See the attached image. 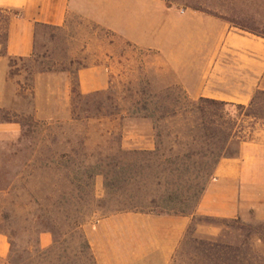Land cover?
Listing matches in <instances>:
<instances>
[{
  "label": "rangeland",
  "instance_id": "rangeland-1",
  "mask_svg": "<svg viewBox=\"0 0 264 264\" xmlns=\"http://www.w3.org/2000/svg\"><path fill=\"white\" fill-rule=\"evenodd\" d=\"M169 2L264 37V0ZM4 38L1 25L0 40ZM0 52L4 55V48ZM101 63L114 72L109 87L83 95L78 72ZM159 63L155 55L79 18L62 29L39 26L32 57L7 59L0 97V222L15 236L14 260L96 264L85 232L104 218L127 212L195 216L217 162L237 157L240 145L263 130L260 94L246 108L202 104L197 119L183 113L165 121L156 115L157 122L127 118L131 108L182 109L201 100L187 97L171 75L161 77ZM221 131L235 137L225 151L217 140ZM120 145L130 153L125 163L140 168L138 182L130 188L137 194L133 198L120 197L113 188L122 174L107 177V171H96L92 181L88 177L90 168L114 156ZM143 151L153 155H134ZM75 153L81 156L79 163L59 158H75ZM51 157L52 163L45 161ZM90 194L97 200L91 209ZM43 220L55 221L57 227L54 235L45 233L52 237V246L41 249L45 254L37 258L27 242L36 236L31 231L35 224ZM6 238L11 257V241ZM172 264H264V224L195 216Z\"/></svg>",
  "mask_w": 264,
  "mask_h": 264
},
{
  "label": "crops",
  "instance_id": "crops-1",
  "mask_svg": "<svg viewBox=\"0 0 264 264\" xmlns=\"http://www.w3.org/2000/svg\"><path fill=\"white\" fill-rule=\"evenodd\" d=\"M0 10L16 14L7 57L0 58V97L7 59L31 58L39 26L62 29L74 18L155 55L161 77L171 75L193 101L246 108L256 94H264V39L201 10L169 0H0ZM113 75L104 63L80 70L81 93L105 91ZM195 216L264 224V127L240 145L237 157L219 161ZM195 216L120 213L85 233L96 264H172ZM40 243L46 251L52 237L44 234ZM9 258L8 240L0 235V264H9Z\"/></svg>",
  "mask_w": 264,
  "mask_h": 264
},
{
  "label": "trees",
  "instance_id": "trees-1",
  "mask_svg": "<svg viewBox=\"0 0 264 264\" xmlns=\"http://www.w3.org/2000/svg\"><path fill=\"white\" fill-rule=\"evenodd\" d=\"M2 14H6V16L2 17ZM16 14L12 13V12H7L4 10H0V29H1V25H4V29H5V38L4 41L2 42L0 40V48H4L5 50V54L2 55L0 52V58H4L7 57V44H8V29H9V25L11 22V19L15 16ZM254 35V34H253ZM257 36V35H256ZM261 37V36H258ZM264 39V37H261ZM261 96H264L263 93H260ZM78 97H81V94H78ZM202 104H211L213 106H218V107H235L233 105H227L224 103H220V102H216V101H212V100H204L201 99L198 103L197 102H190L189 103V107L188 108H179L178 106H175L174 108L166 109V108H161V109H153L150 108L148 106H144L140 109L137 108H131L128 110V117L127 118H138L141 117L144 120H150L153 121L155 120V116L158 115L159 116V121H165L168 118H175L178 115H180L181 113H183V115H190L192 116V119H197V113L200 112V105ZM156 121V120H155ZM157 122V121H156ZM7 123H11V122H7ZM196 121H193V125H195ZM15 124H20V123H15ZM26 126H24L23 128H25ZM235 137L230 134L227 136L225 131H221L219 133V136L217 138L218 143L222 149V151H225L227 146L230 145L233 141H234ZM75 158L67 154L60 156V160L61 161H65L67 164H73L75 161H77V163H79V161H81V156L78 155L77 153H75ZM130 153H127L123 150V147L120 145L118 146L117 150L115 151V155L112 157H108L105 160H100L97 164H94L93 167H91L90 169L92 170V173H90V175H88L89 177V181H92L93 178L95 177V175L97 174L96 171H103L106 172L107 171V177H108V173H113V174H122V177L119 181V185H118V181L113 184V188H115L117 190V192L119 193L120 197H128V198H133L134 196H136L137 194H133V192H130V188H134L135 185L138 182V176H139V169L137 165H128L125 162V158L129 155ZM135 156H146V155H153L152 152H135L134 153ZM226 158V157H224ZM223 157L220 159H224ZM229 158H234V157H229ZM55 158L51 157V158H45V161L50 162V161H54ZM85 160V157H84ZM87 160V157H86ZM219 160V161H220ZM219 161L216 164V167L219 163ZM50 162V163H52ZM87 161L82 162V164L86 165ZM215 167V169H216ZM94 171V172H93ZM106 176V174H105ZM204 193V192H203ZM203 195V194H202ZM80 201H82V198H79ZM97 203L96 198L94 197V195L90 194V200H89V206L90 209L94 207V205ZM4 222H8L9 218H5L3 220ZM49 225H52L53 228H49ZM57 227V224L55 221L52 220H43V221H38L37 224H35V226L33 227V231L32 233L34 235H36L35 237H33V235L29 238L28 242H27V248L29 251H31L32 253L35 254V256L37 258H40L41 255L45 254V252H43L40 248V236L45 234V233H50L54 235L53 229ZM0 235H4L6 237L9 238V240L11 241V246H12V256L9 258V264H24V262L19 258L18 260H14L13 259V255H14V247L15 244L13 242V240L15 239V236L13 234H9L6 230H5V225L2 224V222H0ZM38 235V236H37Z\"/></svg>",
  "mask_w": 264,
  "mask_h": 264
}]
</instances>
